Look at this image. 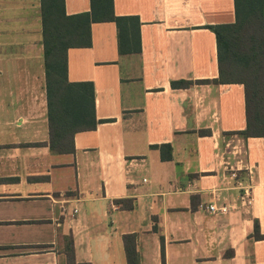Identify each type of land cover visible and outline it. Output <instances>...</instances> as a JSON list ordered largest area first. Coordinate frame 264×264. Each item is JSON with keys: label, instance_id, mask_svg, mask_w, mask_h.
<instances>
[{"label": "crops", "instance_id": "obj_1", "mask_svg": "<svg viewBox=\"0 0 264 264\" xmlns=\"http://www.w3.org/2000/svg\"><path fill=\"white\" fill-rule=\"evenodd\" d=\"M41 1L0 0V264H67V236L74 264H129L127 235L135 264H264V136L235 133L243 85L212 81L207 26L234 22V0H113L136 18L125 23L140 49L119 53L113 21L67 49V79L92 82L96 120L69 153L49 148ZM181 79L192 83L171 85Z\"/></svg>", "mask_w": 264, "mask_h": 264}, {"label": "trees", "instance_id": "obj_2", "mask_svg": "<svg viewBox=\"0 0 264 264\" xmlns=\"http://www.w3.org/2000/svg\"><path fill=\"white\" fill-rule=\"evenodd\" d=\"M232 23L208 25L216 38L218 78L213 82L243 85L246 127L235 133L244 138L264 136V0H234ZM42 36L44 46L45 89L49 123V148L55 153L74 150L77 131L94 128V89L90 81L67 79V49L90 44V23L113 21L118 29L119 53L138 52L130 45L127 19L116 16L113 0H90V11L66 16L63 0H42ZM138 21L136 25L138 28ZM133 26V23L131 24ZM132 29V28H131ZM210 82V80H202ZM190 80H173V87H187ZM163 147H170L165 145ZM255 236H260L254 225ZM132 235L125 236L129 264H135ZM67 264H74L71 236L65 237Z\"/></svg>", "mask_w": 264, "mask_h": 264}, {"label": "built area", "instance_id": "obj_3", "mask_svg": "<svg viewBox=\"0 0 264 264\" xmlns=\"http://www.w3.org/2000/svg\"><path fill=\"white\" fill-rule=\"evenodd\" d=\"M230 176L232 178H236L237 177V170L235 169H231V173H230ZM210 212L212 213H227L228 212V209L229 207L225 204H222V205H217L216 203H210L207 205L206 207ZM76 210H74L75 212Z\"/></svg>", "mask_w": 264, "mask_h": 264}]
</instances>
